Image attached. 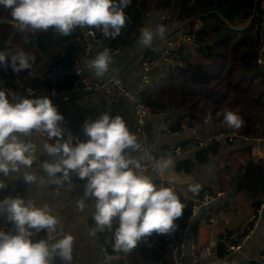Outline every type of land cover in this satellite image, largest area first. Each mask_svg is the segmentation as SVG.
<instances>
[{
  "label": "clouds",
  "instance_id": "9594fccd",
  "mask_svg": "<svg viewBox=\"0 0 264 264\" xmlns=\"http://www.w3.org/2000/svg\"><path fill=\"white\" fill-rule=\"evenodd\" d=\"M132 0H0V6L10 10L18 30L47 31L53 28L61 35H70L77 27H91L102 31L105 37L115 39L125 27V9ZM166 28L157 24L155 29H141L138 42L150 47L155 38L164 39ZM112 61L109 49L96 55L89 67L96 76H103ZM35 56L24 51H0V67L9 68L14 74L29 71ZM15 94L0 90V174L7 176L19 171L21 166L31 168L35 160L36 147L24 143L19 135L30 136L33 132L47 134L44 151L50 157H59L55 162H44L43 172L54 184L61 185L76 175L86 180L83 197L78 207L83 210L85 200L95 199L94 221L97 231L112 229L114 218L119 226L114 230L113 248L131 252L143 237L170 234L176 228V220L182 217L186 205L181 202L173 187L157 186L153 179L137 170L142 163L128 156L126 150L139 149L138 138L130 132L121 116L102 114L94 121H85L83 132L89 138L80 142L69 134L63 138L61 122L64 117L48 97L21 98L12 103ZM223 123L231 129H239L244 120L237 112L228 110ZM19 134V135H18ZM173 159L161 157L154 167L169 184ZM60 174V175H58ZM28 184L45 181L35 174L26 173ZM5 185L0 184V189ZM199 185H190V191H198ZM0 213H7L15 225L16 233L0 232V264H51L59 257L64 264H72L75 237L71 234L49 243L47 240L33 242V231L55 232L58 218L47 205L36 207L22 198L8 197L0 201Z\"/></svg>",
  "mask_w": 264,
  "mask_h": 264
},
{
  "label": "crops",
  "instance_id": "0c3cea01",
  "mask_svg": "<svg viewBox=\"0 0 264 264\" xmlns=\"http://www.w3.org/2000/svg\"><path fill=\"white\" fill-rule=\"evenodd\" d=\"M184 25L176 20L172 21L165 26V36L175 35ZM146 27L155 29L156 23L152 20ZM261 36L264 44V28ZM138 40L122 49L119 54L111 56L109 70L103 76H96L93 69H90L88 74L98 80H103L108 75L119 76L129 89H137L143 77L140 57L142 55L152 57L162 49V40L159 38H155L150 47L141 45ZM93 46L99 48L104 46V42L100 40L93 43ZM93 59L91 55L84 62H90ZM170 70L173 69L167 62H160L151 72L152 84L160 82ZM11 102L16 103L14 100ZM57 109L64 117L61 122V127L65 130L63 138L66 140L71 134L74 138L81 139V142H87L89 139L83 132L86 120L94 121L102 114H109L112 117L121 116L130 132L138 138L139 149L126 150L128 156L136 160L142 159L148 152L162 154L178 146L188 145L185 150L173 156L174 168L179 160H194L199 150L197 146H194L195 142L212 131L216 122L219 121H210L206 118L208 121L204 122V128L201 126L190 128L185 121L181 130L173 131L172 124L180 113H165L149 119L145 131L142 132L133 107L126 99L109 104L102 94L93 98H79L57 106ZM219 122L224 127V124ZM19 139L36 147L35 160L31 168L21 166L19 171L10 172L7 176L0 174V184L5 185V188L0 189L1 201L8 197H19L36 207L47 205L59 220L51 238L52 243L63 238L65 234L75 237L72 264H121L123 258L126 264H148L154 259L144 262L132 253L124 255L125 252L119 259H106L105 245L100 232L92 234L93 229L96 228L95 203L88 199L85 200L83 210L78 207V201L81 199L80 196L84 195L87 181L73 174L70 180L61 185L52 183L42 167L44 162L51 163L59 159V157H50L44 151V144L50 142L37 134L19 135ZM217 143L221 145V148L216 156H211L206 163L198 164L190 174L178 173L190 179L187 185H179L181 190H176L179 196L191 198L195 202L197 197L206 192L218 194L216 200L199 207L192 225L195 230L194 238L190 235L184 236L187 241L185 264H251L252 262L264 264V213L253 233H250L249 224L258 203H264V143L260 144L262 150L260 154L255 153V146L258 144L250 141L238 139L233 142ZM254 160H256L255 172L246 177V169ZM26 173L37 175L45 183H26L24 180ZM143 174L152 178L157 185L156 174L151 172ZM190 185H199L198 191H190ZM211 217H215L218 222L211 224L209 222ZM117 219L114 218L113 221ZM10 223L7 213H0V232H4ZM175 223L177 233H181L179 220ZM222 234H225L224 241L228 247L232 244H240V249L219 254ZM193 244L197 246V256L192 253ZM147 245L151 247V244ZM221 249L225 250L222 245ZM154 260L156 264H160L156 259ZM51 264H56V261H52ZM165 264H171L169 258L166 259Z\"/></svg>",
  "mask_w": 264,
  "mask_h": 264
},
{
  "label": "trees",
  "instance_id": "16d2710c",
  "mask_svg": "<svg viewBox=\"0 0 264 264\" xmlns=\"http://www.w3.org/2000/svg\"><path fill=\"white\" fill-rule=\"evenodd\" d=\"M259 1L132 0L125 9L126 25L115 39L105 37L102 31L87 26L77 27L65 36L53 28L21 32L16 24L0 23V51L9 50L14 54L24 51L35 56L33 67L18 75L10 68L5 71L0 67V86H14L15 82L20 81L33 87H68L74 78L72 69L85 53L86 31H93L104 42V46L122 50L136 42L141 29L152 20L156 25L164 26L174 20L185 25L198 24L196 45L181 53L185 65L170 70L155 85L151 83L142 92L143 101L155 112L180 113L172 124L173 131L181 130L185 121L190 128H204L206 118L223 123L225 112L231 110L242 116L244 125L239 129H231L223 123L224 130L264 138V85L259 80L256 65L263 27L259 17L252 18ZM3 19L12 20V17L9 9L0 6V21ZM55 70L60 74H56ZM187 146L183 145L182 150ZM220 148L217 142L208 148H199L194 160L177 161L175 171L179 174L192 173L198 164L206 163L211 156H216ZM179 198L186 205L182 217L178 219L183 229L195 202L191 198ZM118 226L119 219L112 222V229L99 231L104 245L112 253H118L113 248V234ZM32 231L33 242L46 240V230L39 233ZM6 233H16L12 222ZM221 238L219 254L229 250L224 241L225 234ZM147 244H151V247ZM166 244V235L154 232L141 238L136 249L124 255L132 253L144 262L154 258L160 264H165L168 259ZM53 261L61 264L57 257ZM121 264H126L124 258Z\"/></svg>",
  "mask_w": 264,
  "mask_h": 264
},
{
  "label": "built area",
  "instance_id": "2783aa9c",
  "mask_svg": "<svg viewBox=\"0 0 264 264\" xmlns=\"http://www.w3.org/2000/svg\"><path fill=\"white\" fill-rule=\"evenodd\" d=\"M259 17L262 21L261 26L264 28V0H260L257 3L256 8L253 11L252 18ZM162 19L164 17L161 16ZM198 24L195 25H184L175 35L165 36L162 40V49L160 52L152 57H145L142 55L140 57L141 66L143 69V77L139 87L135 90L129 89L122 79L119 76L108 75L103 80H98L92 78L88 71L91 69L89 67L90 62H84L88 56L96 57L97 54L104 51V49L110 50V55H117L121 52L119 49H115L112 47L101 46L99 48H95L93 43L100 41L95 35L93 31H86L84 36V41L86 44L85 53L82 59L75 63L72 74L74 76L71 84L63 89H59L57 87L48 88V87H33L31 85H27L25 82L17 81L14 83V86L4 87L0 86V90H9L10 92L15 94V98L12 99L15 102H18L21 98H41L48 97L51 99L53 105L55 107L60 106L62 104L70 103L79 98H93L98 95H104L107 102L109 104H114L121 99H126L133 107L137 123L142 132L145 131V126L149 119L164 115L163 112H155L152 108L143 101L142 92L146 90L150 84L152 83V70L162 61L167 62L170 67L175 70L179 67H183L185 65L184 59L181 56V53L186 51L188 48L193 47L197 43L196 32L198 31ZM256 65L258 67L259 72V80L262 81L264 85V44L262 43L256 55ZM208 121V119H205ZM33 134H37L48 140L47 134L45 133H37L33 132ZM73 140V144L75 145L77 139L81 142V139L75 137ZM244 140L250 141L253 143H257L255 146V153H262L260 144L264 143V138L256 137V136H246L239 132H231L224 130V127L221 126L219 121L216 122L214 129L207 133L204 138L198 139L195 143H197V147L201 149L208 148L216 142L228 141L233 142L235 140ZM49 141V140H48ZM50 143H55V138L49 141ZM182 151V147L178 146L174 148L172 151L162 154H155L153 152H148L144 155V157L138 161H140L143 167L138 171V173H154L158 176L156 179L157 186L163 185L165 187H173L175 191L181 190L180 186L174 183L169 184L168 181L164 180L162 175H159L154 167L155 161L159 160L161 157L170 156L173 159L175 154H179ZM217 195H214L210 192H206L202 195V198L197 197L195 199V204L189 212V216L186 219L185 227L182 229L181 233H177L176 229L166 235V245L168 249V258L171 264H185V259L187 255V241L185 239V235H190L192 238L195 236V230L193 229V223L195 221L196 215L198 214L199 207L201 205H208L217 199ZM83 195L80 196L82 198ZM91 202L95 203V199H89ZM1 201V200H0ZM264 213V203H261L254 210L253 214L250 218V233H253L254 229L260 223L262 216ZM211 224H216L218 221L215 217H211L209 219ZM4 232H7V228L4 229ZM52 235L53 232L46 231L45 237L49 243H52ZM240 244H232L228 247L229 251H234L240 249ZM192 253L196 255L197 246L192 245L191 247ZM104 253L106 259L117 258L119 259L121 255L119 253H112L108 250V248L104 247ZM61 264H64L61 261ZM148 264H156L154 259L150 260Z\"/></svg>",
  "mask_w": 264,
  "mask_h": 264
},
{
  "label": "water",
  "instance_id": "95a60500",
  "mask_svg": "<svg viewBox=\"0 0 264 264\" xmlns=\"http://www.w3.org/2000/svg\"><path fill=\"white\" fill-rule=\"evenodd\" d=\"M256 6H257V5H256ZM255 8H256V7H255ZM154 17L157 18V14H155ZM0 23H6V24H8V23H12V24H15V22L12 21V20H10V19H3V20L0 21ZM208 46H209V44L206 45V47H208ZM54 66H55V65H54ZM55 72H56V74H58V75L60 74V72L57 71V70H55ZM0 84H1V83H0ZM255 164H256V160H254V161H253V162L247 167L246 172H245V176H246V177H249L251 174H253V173L255 172V171H254V166H255ZM172 176L175 178V180H174V182H173L174 184H178V185H187V184L190 182L189 177H183V176L179 175V174L175 171L174 165H173V168H172ZM162 177L164 178V180L168 181V180L166 179L165 176L162 175ZM155 179H158V176H156ZM118 253H119L120 255H122V254H123V251H118Z\"/></svg>",
  "mask_w": 264,
  "mask_h": 264
}]
</instances>
